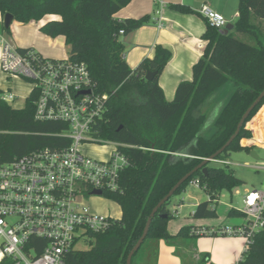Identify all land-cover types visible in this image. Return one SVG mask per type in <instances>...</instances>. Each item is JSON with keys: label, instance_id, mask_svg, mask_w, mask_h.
<instances>
[{"label": "trees", "instance_id": "1", "mask_svg": "<svg viewBox=\"0 0 264 264\" xmlns=\"http://www.w3.org/2000/svg\"><path fill=\"white\" fill-rule=\"evenodd\" d=\"M132 0H0V13L27 24L42 22L41 32L51 38L64 37L69 59L87 65L96 88L110 98L97 125V138L119 143L129 159L120 177L119 190L104 196L117 202L122 216L103 233H91L90 248L71 254L70 264H127L128 255L142 237L148 219L160 201L204 159L217 153L234 135L247 111L264 91V0H240L239 18L228 33L211 27L202 36L206 47L193 67L192 81L181 82L175 98L168 101L159 78L172 58L169 49L158 45L153 58L132 69L125 60L124 34L148 23L149 18L118 21L115 15ZM173 9L184 14L194 11L185 5ZM56 17V18H48ZM8 33L9 30H5ZM30 49H20L22 53ZM153 73L151 80L146 76ZM233 92L224 102L213 124L204 131L210 102L227 84ZM0 162L11 161L45 147H62L58 133L63 123L35 120L36 95L31 92L24 108L18 109L1 97ZM264 106L253 110L238 137L217 159L227 160L232 152L253 151L251 122ZM210 162L190 177L159 210L149 233L133 257L157 264L159 242L176 247L199 238L194 226H184L176 235L168 232L174 217L168 206L175 196L198 181L209 200L201 202L196 219L218 218L216 204L223 192L232 193L245 182L229 166ZM167 215V218L163 216ZM231 217H245L236 208ZM208 235V234H205ZM212 236H217L215 233ZM210 254L200 255L199 264H208ZM238 264H264V230L258 232Z\"/></svg>", "mask_w": 264, "mask_h": 264}, {"label": "built area", "instance_id": "2", "mask_svg": "<svg viewBox=\"0 0 264 264\" xmlns=\"http://www.w3.org/2000/svg\"><path fill=\"white\" fill-rule=\"evenodd\" d=\"M200 15L220 31L229 26L222 14L207 5ZM0 73L33 84L35 120L63 123L66 128L57 135L67 142L0 162V264H70L81 240L105 232L115 221L94 213L87 200L95 196L94 191L102 196L118 191L121 174L129 166L119 143L114 142L115 150L107 160L86 156L82 150L84 143L107 144L96 134L110 95L97 90L86 64L45 58L33 49L22 53L2 35ZM1 97L8 103L17 98L11 92ZM215 163L232 164L220 159ZM257 169L264 170V163ZM191 184L201 188L198 181ZM235 193L241 195L240 188ZM243 204L240 211L247 219L243 225L197 234L242 239L244 254L254 236L264 230V189L245 191Z\"/></svg>", "mask_w": 264, "mask_h": 264}, {"label": "crops", "instance_id": "3", "mask_svg": "<svg viewBox=\"0 0 264 264\" xmlns=\"http://www.w3.org/2000/svg\"><path fill=\"white\" fill-rule=\"evenodd\" d=\"M162 1L166 5L165 7H161L157 0H132L128 6L115 15V18L121 22L128 19L149 18L148 23L141 28L121 36L125 60L132 69H135L144 59L154 57L158 45L169 49L172 58L159 78V85L163 89L166 99L172 101L175 98L178 85L183 81H192L193 67L202 58L205 51L206 42L202 39V36L207 30V21L200 15L201 8L207 5L222 14L229 25H235L239 18L240 0ZM174 5H185L192 9L194 13L184 14L178 12L172 8ZM42 22L44 23V21ZM6 89L0 84V90L3 93L6 92ZM232 92L233 87L226 85L217 93L207 107L209 111L208 120L216 115V112L219 114L224 102ZM18 98L17 96L16 100ZM15 108L21 109L19 107ZM212 124L204 128V131ZM250 128L253 132V139L248 144L253 146V150H256L254 153L257 155L258 150L264 149V106L251 122ZM257 159H259L258 156ZM191 188L204 191L206 197L201 196L195 190L191 191ZM183 194L186 198L182 199L180 197ZM178 196H180L179 201L173 198L168 206L174 216L168 223L170 235L178 234L184 226H194V232L197 234L201 230L210 232L224 226L235 227L242 224L239 221L233 223L224 221V223L217 224L216 220L220 217L219 210H217L218 218L215 219L194 218L197 206L201 202L209 200L207 192L202 188L190 184L186 191ZM226 214L229 213L226 212ZM178 241L183 242L181 239ZM194 246L199 256L203 253L210 254L208 264H238L243 257L244 241L228 236L200 235ZM183 263L182 258L176 255V247L168 245L165 240L159 242L157 264Z\"/></svg>", "mask_w": 264, "mask_h": 264}, {"label": "rangeland", "instance_id": "4", "mask_svg": "<svg viewBox=\"0 0 264 264\" xmlns=\"http://www.w3.org/2000/svg\"><path fill=\"white\" fill-rule=\"evenodd\" d=\"M0 22V35L10 40L17 48L33 49L38 53H41L43 57L49 59L63 60L69 58V47L66 44L64 37L51 38L41 32L40 27L43 22H30L27 24H21L17 21L13 22L10 27V32L5 31L4 17L2 13ZM47 18L44 20L46 21ZM30 47V48H26ZM0 84L6 90L18 96L19 98L11 102L10 104L15 107L24 108L25 99L30 95L33 84L25 79H19L16 77L9 78L6 74L0 73ZM233 87V83L227 84V86ZM109 144V145H107ZM107 144L100 143H84L82 150L86 156L99 160H107L114 152V142L108 141ZM252 152H256L253 150ZM252 152L245 150L232 152L231 156L227 159L232 162L229 166L233 170L238 178L245 182L243 187H240L241 195H237L235 190L232 193L227 191L223 192L219 198V203L216 204L217 210H219L220 217L216 220L217 224L224 223V221L233 222H247L245 217H231L229 214L230 209L236 208L242 210L243 195L246 190H262L264 189V170L257 169L264 163V149H260L257 152L259 159H255L252 156ZM216 165V164H214ZM218 165V164H217ZM203 197H206V193L200 189H192ZM180 196H175L174 200L179 201ZM180 198H186L183 194ZM87 204L90 205L94 213H99L107 217H112L118 220L122 216V211L117 202L106 196H91L87 200ZM91 240H81L77 246L79 251H86L90 248ZM179 252L182 254L183 264H199L200 256L195 250L194 242L191 241L186 245H179ZM136 264H148L147 259H138Z\"/></svg>", "mask_w": 264, "mask_h": 264}, {"label": "water", "instance_id": "5", "mask_svg": "<svg viewBox=\"0 0 264 264\" xmlns=\"http://www.w3.org/2000/svg\"><path fill=\"white\" fill-rule=\"evenodd\" d=\"M14 22V17L11 14H6L4 17V26H5V30H9L12 23ZM234 29V25H229L224 31H222L223 33H228L230 31H232ZM19 49V48H18ZM154 74L153 73H149L146 76V80H151L153 78ZM264 99V91L259 95V97L254 101V103L247 109V111L245 112V114L243 115L236 132L234 133V135L229 139V141L214 155H212L210 158L208 159H204L203 162L196 167L194 170H192L190 173H188L187 175H185L171 190L170 192L160 201V203L157 205V207L153 210L152 214L150 215L147 225L145 227L144 233L142 235V237L140 238V240L137 242V244L134 246V248L131 250V252L128 255V259H127V264H132V260L134 255L136 254V252L140 249V247L142 246V244L144 243L145 239L148 236L151 224L153 219L155 218V216L157 215V213L159 212V210L168 202V200L174 196V194L178 191V189L190 178L192 177L195 173H197L199 170H201L203 172V174H207L208 169L205 167L207 164H209L210 162H215L217 160V158L224 153V151L232 144V142L238 137V135L240 134L241 129L243 128V126L245 125L248 117L250 116V114L253 112V110L262 102V100ZM216 115H214L213 117H211L205 124V128L208 127L210 124H212L214 122V120L216 119V117L218 116V113H215ZM252 156L254 158L257 159V155L252 152ZM93 195L95 196H102V192L101 191H94ZM164 218H167V215L163 216Z\"/></svg>", "mask_w": 264, "mask_h": 264}]
</instances>
